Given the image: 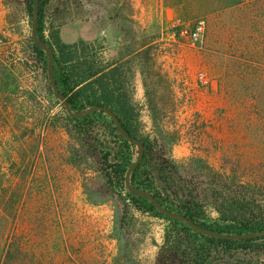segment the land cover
<instances>
[{
  "label": "rangeland",
  "instance_id": "obj_1",
  "mask_svg": "<svg viewBox=\"0 0 264 264\" xmlns=\"http://www.w3.org/2000/svg\"><path fill=\"white\" fill-rule=\"evenodd\" d=\"M77 3L66 22L133 16L124 31L128 47H143L131 55L139 136L164 151L205 218H218L230 186L264 196V81L253 74L264 65V29L255 10L247 20L238 0ZM31 30L23 0H0V264L8 251L29 264H155L169 222L111 191L93 158H73L77 144L54 126L62 106L25 58ZM107 43L95 48L110 59ZM129 153L135 163L139 148Z\"/></svg>",
  "mask_w": 264,
  "mask_h": 264
},
{
  "label": "trees",
  "instance_id": "obj_2",
  "mask_svg": "<svg viewBox=\"0 0 264 264\" xmlns=\"http://www.w3.org/2000/svg\"><path fill=\"white\" fill-rule=\"evenodd\" d=\"M77 1L40 0L38 36L54 53L55 78L72 111L80 112L89 107L110 109L122 127L143 143L145 154L131 174L132 186L150 192L167 210L214 233L248 235L264 232V196L250 187L236 185L234 189V185L230 186L228 195L217 200L218 218H205L201 201L191 188L178 181L176 167L166 158L164 151L157 147L156 142L139 136L136 127L139 114L132 94L135 70L131 55L134 53L127 54L130 57L125 60L108 61L95 50L92 43L79 40L67 44L61 39L60 29L72 9L77 8ZM33 3L34 0H23L30 23ZM238 5L241 17L247 20L255 10L264 29V0H238ZM47 29L49 34L45 36ZM260 36L264 39V32ZM27 47L29 52H26L25 58L35 62L42 70L47 94L62 106V114L53 117L54 126L62 127L71 141L77 144L72 149V155L76 154L73 158L81 159L87 155L93 158L98 165L97 171L103 175L111 191H125L138 210L169 222L155 264H264V236L241 240L206 236L180 220L165 216L148 199L127 192L126 174L134 163L129 151L135 146L120 134L105 112H94L82 119L71 118L47 77V53L35 47L31 38ZM2 64L0 62V66ZM257 65L253 74L256 79L264 81V65L261 62ZM19 253L28 256L23 243ZM29 261L27 257L19 258L8 251L3 264H29Z\"/></svg>",
  "mask_w": 264,
  "mask_h": 264
},
{
  "label": "water",
  "instance_id": "obj_3",
  "mask_svg": "<svg viewBox=\"0 0 264 264\" xmlns=\"http://www.w3.org/2000/svg\"><path fill=\"white\" fill-rule=\"evenodd\" d=\"M39 1L40 0H34L33 3V14H32V30H31V38L33 40V44L35 47L43 50L44 52L47 53L48 55V65H47V77L49 79L50 85L58 97L59 101L62 103L64 106L66 112L71 118H77V119H82L87 117L88 115L94 113V112H105L107 115L110 116V118L113 120L115 123L118 131L120 134L132 145L137 146L139 148V153H138V158L135 163H133L130 168L127 171L126 174V181H125V186L128 189L130 194L136 195V196H142L145 197L150 201V203L155 206L160 212H162L165 216H168L170 218H174L177 220H180L190 226L193 230L202 233L206 236H211V237H216V238H221V239H230V240H241V239H246V238H256V237H263L264 232H258L254 234H248V235H222V234H217L214 233L210 230H207L205 228H202L198 225H196L194 222L188 220L184 216L171 212L164 208L158 201L157 199L148 191L141 190L139 188H136L132 186L130 182V177L133 172V170L140 164L144 154H145V149L144 145L142 142L138 141L137 139L133 138L121 125L119 119L116 117V115L107 108L104 107H89L86 108L80 112H73L70 104L68 102V99L64 94L61 93L56 78H55V73H54V53L52 49L47 45L45 41H43L39 36H38V21H39ZM264 260V257H262Z\"/></svg>",
  "mask_w": 264,
  "mask_h": 264
},
{
  "label": "crops",
  "instance_id": "obj_4",
  "mask_svg": "<svg viewBox=\"0 0 264 264\" xmlns=\"http://www.w3.org/2000/svg\"><path fill=\"white\" fill-rule=\"evenodd\" d=\"M132 17V15L125 13L123 15L109 14L107 16L106 12L103 13V11H100L99 15L93 19L86 21L78 20L71 23L65 22L60 29V36L67 44L83 40L92 43L94 47H97L98 44L107 40L108 51L114 53L115 56L110 59H105L108 61L119 60L121 58L125 60L130 57L127 54H136L143 49L141 47L132 50L128 47L129 41L124 30L126 29V22L130 21ZM139 19L142 21L141 19L143 18L141 17ZM148 19L149 17L146 18V21ZM146 219L150 220V224H157L156 219H150L148 217Z\"/></svg>",
  "mask_w": 264,
  "mask_h": 264
},
{
  "label": "built area",
  "instance_id": "obj_5",
  "mask_svg": "<svg viewBox=\"0 0 264 264\" xmlns=\"http://www.w3.org/2000/svg\"><path fill=\"white\" fill-rule=\"evenodd\" d=\"M203 33H204V22H200L198 27L196 28V30L194 32V36L199 37ZM205 82L207 83L208 81L205 80Z\"/></svg>",
  "mask_w": 264,
  "mask_h": 264
}]
</instances>
